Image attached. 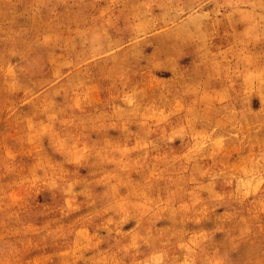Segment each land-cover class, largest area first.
Listing matches in <instances>:
<instances>
[{
	"label": "rangeland",
	"instance_id": "obj_1",
	"mask_svg": "<svg viewBox=\"0 0 264 264\" xmlns=\"http://www.w3.org/2000/svg\"><path fill=\"white\" fill-rule=\"evenodd\" d=\"M0 264H264V0H0Z\"/></svg>",
	"mask_w": 264,
	"mask_h": 264
}]
</instances>
